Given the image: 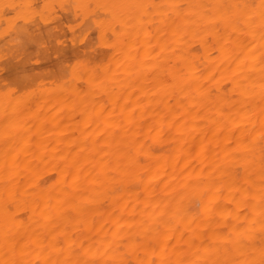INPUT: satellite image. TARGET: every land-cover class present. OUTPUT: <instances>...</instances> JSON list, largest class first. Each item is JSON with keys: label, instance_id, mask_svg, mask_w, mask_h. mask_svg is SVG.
I'll return each instance as SVG.
<instances>
[{"label": "bare ground", "instance_id": "bare-ground-1", "mask_svg": "<svg viewBox=\"0 0 264 264\" xmlns=\"http://www.w3.org/2000/svg\"><path fill=\"white\" fill-rule=\"evenodd\" d=\"M0 264H264V0H0Z\"/></svg>", "mask_w": 264, "mask_h": 264}, {"label": "rangeland", "instance_id": "rangeland-1", "mask_svg": "<svg viewBox=\"0 0 264 264\" xmlns=\"http://www.w3.org/2000/svg\"><path fill=\"white\" fill-rule=\"evenodd\" d=\"M57 10H58V9H57ZM57 10H56V11H57ZM56 11H55V12H56ZM55 12H54V13H55ZM57 12H58V11H57ZM58 13H59V12H58ZM59 14H60V13H59ZM61 14H62V13H61ZM56 15H57V13H56ZM53 16H55V15H53ZM58 16H59V15H58ZM58 16H56V18H57ZM60 16H62V15H60ZM60 16H59V17H60ZM69 16H70V15H69ZM59 17H58V18H59ZM61 18H62V17H61ZM59 19H60V18H59ZM59 19H56V20H55V17H54V21H55V22H58ZM63 19H64V18H63Z\"/></svg>", "mask_w": 264, "mask_h": 264}]
</instances>
